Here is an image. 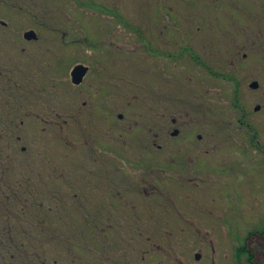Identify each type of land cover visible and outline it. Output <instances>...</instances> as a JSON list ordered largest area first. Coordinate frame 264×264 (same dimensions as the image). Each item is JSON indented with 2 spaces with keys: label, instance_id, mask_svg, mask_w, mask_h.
<instances>
[{
  "label": "rangeland",
  "instance_id": "rangeland-1",
  "mask_svg": "<svg viewBox=\"0 0 264 264\" xmlns=\"http://www.w3.org/2000/svg\"><path fill=\"white\" fill-rule=\"evenodd\" d=\"M0 63L7 264H112L146 247L136 216L264 264V0H0Z\"/></svg>",
  "mask_w": 264,
  "mask_h": 264
},
{
  "label": "flooded vegetation",
  "instance_id": "flooded-vegetation-1",
  "mask_svg": "<svg viewBox=\"0 0 264 264\" xmlns=\"http://www.w3.org/2000/svg\"><path fill=\"white\" fill-rule=\"evenodd\" d=\"M150 53H152V51H150ZM243 57L247 58V55L244 54ZM1 67L2 66L0 63V68ZM88 72H89V69H88ZM86 75L84 76L81 84H83ZM9 80H11V79H9ZM9 80H6L0 76V95L2 94V96H3V94L6 92V90L11 89V87L21 88L20 84L16 83L15 81L11 82L12 84H10L8 82ZM18 82H19V80H18ZM259 88H260V85L255 90H258ZM162 117H163V121H164V114L163 113H162ZM119 119L122 120L123 115H119ZM64 122L66 123L67 121H64ZM171 123L173 125H177L179 123V121L176 119H172ZM161 128H164V125L160 126V129ZM181 134H182L181 130L174 129V131L171 133V136L174 138H177ZM157 136H158V134H157ZM255 138H256V136H253L254 140H255ZM198 139L201 140L202 136L199 135ZM156 149L158 151H162L163 145L157 144ZM108 154H109V156H111L112 151H110ZM158 155H159V160L162 161L163 156H160L161 153H158ZM189 160L191 162L194 161L193 159H189ZM171 163H174V159ZM159 168L164 173L166 172L163 168H161V167H159ZM113 171H114V169H113ZM109 175H111L110 181L112 183V172L109 173ZM113 175H116V174L113 173ZM188 181H195V179L189 178ZM146 182L148 183V181H146ZM144 186H145V188L143 190L146 192V194H148V191H151V193L158 192V191L160 192L159 188L155 185H152V183H148V184L144 183ZM119 198H121V197H119ZM150 218L152 221L148 222V221H145L143 217H140V216L135 217L136 223L143 224V227H142V231L140 230V228H138L139 231H136L134 234L141 237L142 239H144V241H146L145 242L146 247L139 248V249H133V250L132 249H130V250L126 249V250H123V252H122V250L117 251V253L112 254V256H113L112 264H228L227 263L228 255L227 254L223 255L222 253L217 254L215 248L212 246L211 243L208 244L209 248L200 247L199 249L194 250V248H195L194 247V248H192L193 250H188L186 253H183V254H181L180 252H178L175 249L163 247L162 243H160V241H159L158 231L156 232L158 235L156 234V237H155L154 232L152 233V231L151 232L148 231V229H152V226L146 225V224H152V223L163 224L164 221L161 220L163 218L158 217V216L150 217ZM132 219H133V217H126L124 220L128 221L129 223H132ZM173 223H175V222H173ZM157 228H159V227H157ZM10 230H11V228H10ZM10 232L11 231H9V233ZM10 234H12V232ZM195 235H197V233L195 234V232H194V234H192V236L190 237V239L193 242L196 239ZM8 239L10 240L12 238L8 237ZM2 241H3V238L1 239V242H0L1 246L4 245V242H2ZM205 241H206V239H205ZM202 245H205V244H202ZM5 246H6V244L3 247H0V264H7L5 262V259H6L5 258L6 257L5 252L6 251L10 250L9 252H11L12 250L16 249V248L14 249V247L13 248H6ZM16 250H18V249H16ZM245 251H246L245 248H238V251L235 254V258H236L235 262L237 261V264H242L241 258L244 255L243 253ZM248 252H250V251H248ZM251 255H252V253H251ZM251 255L249 254V256H251ZM220 256H223V257L225 256V258L224 259L220 258L221 260H219V259L217 260V258ZM15 257H16L15 253H11L9 259L10 260L16 259ZM253 258H254V255H253ZM247 264H251V263H249V257L247 260ZM252 264H257V263L253 262Z\"/></svg>",
  "mask_w": 264,
  "mask_h": 264
},
{
  "label": "water",
  "instance_id": "water-1",
  "mask_svg": "<svg viewBox=\"0 0 264 264\" xmlns=\"http://www.w3.org/2000/svg\"><path fill=\"white\" fill-rule=\"evenodd\" d=\"M37 35L34 31H29L24 34V39L27 41H32V40H37ZM88 68L83 66V65H77L72 73H71V78H72V83L74 85H80L84 76L87 74ZM259 87V84L257 82H254L250 85V88L252 90H255ZM260 107H256L255 111H259Z\"/></svg>",
  "mask_w": 264,
  "mask_h": 264
},
{
  "label": "trees",
  "instance_id": "trees-1",
  "mask_svg": "<svg viewBox=\"0 0 264 264\" xmlns=\"http://www.w3.org/2000/svg\"><path fill=\"white\" fill-rule=\"evenodd\" d=\"M262 235L264 236V232L262 231ZM253 254L251 256H249V263H253Z\"/></svg>",
  "mask_w": 264,
  "mask_h": 264
}]
</instances>
